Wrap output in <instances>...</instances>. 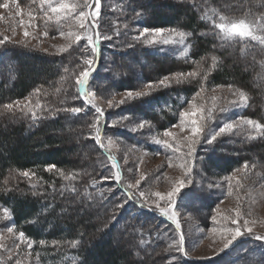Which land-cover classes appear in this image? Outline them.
Masks as SVG:
<instances>
[{
	"label": "trees",
	"instance_id": "16d2710c",
	"mask_svg": "<svg viewBox=\"0 0 264 264\" xmlns=\"http://www.w3.org/2000/svg\"><path fill=\"white\" fill-rule=\"evenodd\" d=\"M164 8L175 13L167 15ZM103 10L106 17L115 19V23L120 24L119 29L123 36H117L118 40H110L109 44L103 42L104 46L101 43L99 61L104 59V51L112 60L100 73V65L96 66L88 85L90 92L94 85L99 84V78L103 74L105 78L115 80L118 84H130L123 87L119 85L122 89L136 88L133 75L132 78L127 75V79L124 76L117 78L118 69L111 68L113 64L117 68L129 67L131 64L127 59H124V63L118 62L128 54L140 57L137 66L140 70V84L147 81L141 68L149 61L148 56L157 64V68L147 75L149 81L173 72L184 73L188 70L180 68L179 64L204 62L200 75L198 72L192 80L156 88L149 95L116 111V114L124 113L136 118L138 122H148L147 129L133 132L116 129L117 134L123 135L135 146L163 155L166 148L155 143L150 133L162 132L178 122L179 113L199 90L202 77L206 74H209L208 81L211 86L230 85L247 91L249 101L246 107L240 109V116L264 123V44L251 37L221 39L220 30L208 19L211 15L218 18H239L248 22L255 21L254 25L259 27L264 22V0H113L101 2V13ZM136 16L140 17L139 20H144L137 21L134 18ZM47 24L51 22L47 21ZM139 24L150 28H174L190 33V53L178 57L166 52L162 44H140L133 39L135 33L129 29V25L139 27ZM99 26L98 30L102 33ZM52 29L58 33L62 30L58 29L57 23L56 29ZM130 44L133 46L129 47ZM231 53L237 59L250 63L251 69L244 71L240 63L236 65L230 60ZM21 54L24 57H19ZM90 55V49L83 53L78 48H73L67 55H48L32 52L30 47L14 42L0 45V210L8 208L9 224L14 221L16 229L35 242L32 251L39 261L42 264H143L139 255L142 251L138 247L155 245L158 247L155 253L161 257L157 260L156 257H149L144 264H170L173 256L179 258L180 264L262 263L264 242L255 240L252 236L239 239L232 248L212 260L181 257V254L164 248V242L163 245L159 241L160 234L155 236L153 233V230L156 232L165 229L166 224L171 225L168 217L158 210L139 207L136 199L125 204L129 189L113 178L117 170L116 162L113 163L115 159L103 151L100 140L96 141L95 137L90 138L87 135V123L95 114V104L86 105L80 96L78 85L75 86L72 79L75 70L84 66L83 60ZM213 57L217 59L215 67L212 63ZM8 62L11 66L6 71ZM58 64L61 66L60 70L56 68ZM192 65L193 63L190 67ZM40 66L43 67L39 68ZM260 72L262 77H259ZM8 76L11 81L7 80ZM252 78H257L256 82ZM65 82L70 86L67 87ZM58 87L65 92L61 89V93H55ZM34 89L43 91L44 108L39 115H45L44 117L36 116L33 119L27 115L30 113L21 114L4 108V105L30 95ZM74 107L83 108L85 111L80 114L63 111ZM52 112H57V115L53 116ZM101 119L105 120L107 116L104 115ZM30 120L36 122V129L28 127ZM149 127H152L151 130ZM241 134L230 138V141L235 142L234 145L221 140L215 142L210 151L206 152L202 148L203 155L208 157L207 160L222 176H229L245 162H250L247 156H233L240 147H247L256 153L260 150L261 153H255L256 159L253 155L251 160L255 159L264 165V136L252 139L251 136L243 137ZM255 135L256 133L253 136ZM83 145H90L93 150V153L92 150L89 151L92 155L89 159L90 168L88 165H80L81 160L74 158L76 153L79 154V147ZM219 145H223V149H231L232 153L228 154L229 157L222 164L219 161L223 159L225 155L222 154L226 151H221ZM48 165H56V170L48 172ZM25 170L34 172L35 177L29 179L22 176L21 173ZM119 171L122 177L120 168ZM65 176L73 178L66 180ZM107 176L111 178V182L110 179L105 180ZM192 194L207 199V204L198 205L187 201L186 198ZM219 196L218 190L197 185L185 189L183 199L191 212L207 216L218 205ZM99 200L105 202L106 208L98 211L100 215L103 214L102 219L94 221L95 216L84 213L82 208L86 204L94 207ZM122 204L123 208L120 207ZM3 224L0 220V226ZM132 230L137 231V235H129ZM75 240H79L80 244L72 247L71 242ZM40 241L45 243L40 245ZM54 241L57 242L55 246Z\"/></svg>",
	"mask_w": 264,
	"mask_h": 264
},
{
	"label": "rangeland",
	"instance_id": "374dc122",
	"mask_svg": "<svg viewBox=\"0 0 264 264\" xmlns=\"http://www.w3.org/2000/svg\"><path fill=\"white\" fill-rule=\"evenodd\" d=\"M6 0H0V5L5 3ZM9 2V7L8 8H3L0 7V16L3 17V19H0V38H3L4 36H9L10 43L14 42L17 43V41L22 42V43H17L19 45L30 47V50L32 52H42L48 55H53V54H60V55H67L70 54L73 48H78L81 52H86L83 48V41L81 42L80 45L73 44L71 48H68V51L66 52H61L60 48L61 47H67L72 41L71 38L68 36H61L58 32H54L52 27L56 29V23L58 25V29H62L61 31H78L79 29L74 23H68L66 21H60L59 23L56 22L55 20L49 21L51 24H49L47 27L48 35L44 36L43 33L46 30L45 29V19L43 17V12L39 8V0H36L35 3H33V0H17V2L20 4V7L23 9L24 15L23 19L28 20V15L27 13L31 9L37 19L33 21V23L36 25L35 27L28 26V31L31 33L28 37H25L24 31H25V26L20 25L18 23L19 19L21 18L19 15H17V10L15 8V4L12 3V0H8ZM82 3L83 0H80ZM101 2H113V0H103ZM167 15H173V10H169L164 8L163 9ZM147 18L146 20L149 19L148 12H147ZM224 17V16H223ZM227 18L228 21H238V19L232 18V17H225ZM143 19H137V21H142ZM209 20L212 21L213 25L216 26L221 22L220 18L217 16L211 15ZM115 19H109V17L105 16V11L101 13V16L98 19V25L101 28V36H110L111 39L101 41L102 45L104 46L105 42L106 44H109V41H115V39L118 40V37H122L123 35L121 34L122 30L119 29L120 24L115 23ZM248 22V21H246ZM130 23V22H129ZM131 24V23H130ZM52 25V27H51ZM261 25H264V22H262ZM128 27V25H127ZM129 29H132V31L135 33V37L139 36L140 31L145 27L139 24V27H133L132 25H129ZM253 27L256 28L255 35H260L264 36V27L260 28L255 25ZM14 29V31H13ZM126 29V28H124ZM165 29H170V28H165ZM177 30V29H176ZM180 31V30H177ZM54 32V33H53ZM119 33L117 35L116 33ZM118 36V37H117ZM119 37V38H120ZM178 39V38H177ZM190 41L188 40V37L185 39L183 43H171V44H162L165 47V51L181 57L188 55L191 50L190 46ZM143 45H149L146 41L144 43H141ZM151 45H156V44H151ZM190 46L187 48V53L185 55H182V53L185 52V47ZM45 49L47 51H45ZM88 51V50H87ZM104 51V59L99 61V73L102 71V68L104 66H109V62L112 60L108 55H106ZM106 55V56H105ZM19 57H24L22 54L19 55ZM230 60H233V62L236 65H239L242 67L244 71H248L251 69L250 63L237 59V56L235 54H230L229 55ZM139 55H134V54H128L125 58H121L120 61L124 63V59L130 62V66L123 69V68H117L115 64L112 65L111 68L115 69L118 71L117 78L124 76L125 79H127V75L131 77L133 75L134 80H136V88H128V89H122L120 88L123 87V85H130L127 82H120L118 84L115 80H109L108 77L105 78V75H101L98 81V85H94V88H91V92L95 94L94 96V104L95 107H99L104 110V115L107 116V119L103 120L101 119L104 118V115L100 117V123L98 127L100 128V143L102 146V149L105 153H109L111 157L115 159L116 164L120 168L121 172L123 173L121 182L123 185L128 186L135 184L137 180L140 179L141 175L145 177L144 180H141L139 189L145 191L146 195L149 193H154L156 191L164 192L167 193L174 187V184L176 181L185 178V169L181 168L180 165L183 163V160L181 159V155L184 151V149H181V153H173L169 149L166 148L165 153L163 155L160 154H154L151 151L142 149L138 146H135L133 143L130 142L129 139H126L123 137V135L117 134L116 129L121 131V130H126V131H132L131 129L137 128V125L140 123L134 119V117L126 115V114H116V111L121 110L124 106L128 105L129 103L133 102L128 101L127 103L120 105L119 107L116 108H110L108 105V100L113 99L115 97L116 101H119L120 99L124 98L126 92L128 90H132L133 92L136 91H149L147 88V85L152 82V83H157L160 79H163L164 77H169L170 79L175 77L178 73H170L168 75H165L163 77H159L156 79H149L147 78V75L151 74L154 69L157 68V64L153 63L151 56H148L149 61L147 63H144V65L141 68V71L143 72V77L147 79L146 82H142V84L139 83V74L138 71L139 67L138 62L139 60ZM241 60V61H240ZM68 62V61H67ZM66 62V63H67ZM193 63V65L190 67V65ZM83 64V62H82ZM204 62H191L190 64L187 63H182L179 64L180 68L188 69L185 70L184 74L186 75L189 72H195L200 75V70L203 67ZM11 64L8 62L6 64V71L9 69ZM18 66V64H17ZM97 66V65H96ZM216 66V65H215ZM43 66H40L39 68H42ZM65 71L67 70L66 66ZM85 67H79L75 70V73L72 77L73 83H75L76 86V81L75 77L78 75L79 71H82L83 68ZM190 67V68H189ZM194 67V68H193ZM264 68V66H262ZM19 68V66H18ZM58 70L61 69L60 64L56 66ZM109 68V67H107ZM105 69H103V72ZM262 72V71H261ZM261 72L259 74V77L261 76ZM117 73V72H116ZM208 75L206 76L203 75V80L201 82V87H203V92L201 93V97H198L195 99V103L199 105H203L205 111L203 113V116L207 120V124L205 126V131H209L210 129H218L220 126L221 122H227L231 120H238L240 116V109L243 106L240 107H233L229 102L238 100V97L235 96L233 93L237 91H244L248 97L249 93L245 91L242 88L231 86V90H229L230 85H216V86H211L209 81H208ZM9 77V76H8ZM136 77V79H135ZM205 77H207L205 79ZM10 78V77H9ZM7 79L8 81H11L12 79ZM132 78V77H131ZM195 78V76H192L190 78H186L184 82L187 80H192ZM257 78H252V81L256 82ZM64 81V80H63ZM66 83V82H65ZM171 84H174L171 83ZM120 85V86H119ZM66 86L69 87L70 84L66 83ZM74 86V87H75ZM73 87V90H75ZM59 89H55V93H61V89L63 92L65 90L63 88L58 87ZM72 88V87H71ZM163 87H157V89H160ZM156 89V88H155ZM37 89H34L33 92L26 96L23 99H20L22 103H27L29 100H31V104L33 106V111L36 113V116H39L40 118L44 116H40L39 112L43 111L41 109L44 108L43 106V100L45 97L43 96V91H39V93L36 92ZM154 90V89H153ZM194 96V95H193ZM218 97L219 99L216 101L217 108L211 112V118L209 119V110L213 108V97ZM44 97V98H43ZM17 101V100H16ZM249 101V99H248ZM39 103L40 108H36L35 105ZM193 103V99L185 106L184 109L191 110V106ZM248 103V102H247ZM226 107L228 109L227 112L221 113L219 111V107ZM153 107V106H151ZM183 109V110H184ZM182 110V111H183ZM17 113H23L27 112L21 111L20 109H15L14 110ZM181 111V112H182ZM30 113V112H27ZM32 117V113L27 114ZM98 113H96L93 116L92 119H90L87 123V129L89 132H87V135L90 136V138H94L96 136V129L93 127L94 124H96V117ZM127 116L128 119H122V117ZM245 118H249L247 116H244ZM46 119V117H45ZM255 120V119H254ZM113 122H117L115 126H109ZM8 124V123H7ZM35 121L29 122L28 127L30 129H36L38 126L35 125ZM179 124V120L175 125ZM151 126L153 128H156L153 123H151ZM152 127H149L151 130ZM172 129L174 133H176V138L179 140L181 143H184V137L189 135V128L185 126L183 129L181 127H169ZM147 129V126L145 128ZM143 129H137L138 130H143ZM168 129V128H167ZM166 129V130H167ZM162 132H152L151 134V139H157V138H163ZM133 132V131H132ZM242 133V134H241ZM243 135V137H250L255 134L254 131L249 126H244L242 128L236 129L233 131V133L225 135L221 138H219L216 142L223 141L226 144H232L234 145V141H230V138H234L233 136L235 135ZM112 141L110 144L109 141ZM231 147V146H230ZM223 145H219V149L221 151H226L222 155L223 159L220 160L219 162L222 164V161H226L227 158L229 157L228 154L231 152L230 150L223 149ZM92 150V147L90 145H83L79 147V154L76 153L77 156H74L75 159L81 160L80 165H88V167L91 165L89 164V159L92 157L91 153L89 151ZM202 147L197 149L196 156L197 157H204V162L200 163L199 160L193 159V171H192V184L189 185L185 189H189L191 187L195 186H203L205 189L209 188V184H219L220 187H211L212 189H216L219 191V203L218 205L212 209L207 216H202L198 214H195L189 210L186 201L183 199V194L184 190H182L180 196L177 198V204L175 206L174 211L177 213L176 220L169 219L171 222L170 224H166L165 229L157 230L156 232L153 230V233L155 236L160 234L159 241L161 240V244H165L164 248L169 249L170 251L174 252L177 254L178 252L175 251V248H169L170 244H173L175 240L178 239L179 235L183 233L184 235V247L185 250L188 252V258L192 260H198L201 259V257H216L217 253H219V250L223 247V244L225 243V239L228 238L227 233L224 234L225 239L220 238V230L227 228V227H232V225L227 221L221 218V216L216 214V208H220L221 213L224 216H227L230 214V210L236 208L237 206H240L242 209V212L244 215L242 216L241 219V225H243V220L247 219L250 221L249 226L253 228V232L255 235H264V165H261L258 163L257 160H255V151L248 149L247 147L245 148H238L233 153V156H247L250 162L248 163L249 168L247 172V176H245V172L243 169V166L240 169V171H234L235 174L241 178V185L242 186H234L232 189V195L227 194V182L224 180L225 175H221L219 173V170L215 168L212 164H210L208 157L206 158L205 155H203L202 152ZM93 153V150H92ZM257 153H261L260 150L257 151ZM256 153V154H257ZM232 154V153H230ZM254 155V156H253ZM102 156V155H101ZM253 161L251 158L253 157ZM261 156V155H260ZM78 157V158H77ZM212 160H218L217 158H211ZM171 160V163L169 161ZM217 162V166L219 164ZM255 164L256 167L253 168L252 165ZM216 166V167H217ZM89 167V168H90ZM203 172V175H199L198 172L201 171ZM233 174V173H232ZM230 174V175H232ZM106 178V177H105ZM107 179L111 182V178L107 176ZM105 179V180H107ZM235 184V182H233ZM119 186V183H118ZM132 191H137V189H132ZM239 197V200L237 199ZM154 199V197H151L149 199V203H151V200ZM187 201L197 203L198 205H206L207 204V199L200 197L198 198L195 194L189 195L186 198ZM71 204V202H70ZM161 207L166 206L164 201L160 202ZM89 205V204H88ZM83 205L84 213H91L94 217V221H99L100 218L102 219V215L98 213V211L103 210L106 208V204L104 201L99 200L98 204L94 207ZM200 211V210H199ZM212 215H217V220L215 222L212 221L211 217ZM0 220L4 222L2 226H0V244L4 245L3 248H0V264H15L16 260L19 259L21 261V264H42L38 257L33 253V248L29 250L26 246L25 243H23L19 239V231L16 229L14 226V231L12 233L7 232V227L13 226V224H9L8 222V216H5L4 211L0 210ZM178 221V224H177ZM123 224V223H122ZM216 228L217 232L213 233L212 229ZM243 230V229H242ZM135 234L137 235V231L133 232V230L130 232L129 235ZM167 236V237H166ZM248 235H245L246 237ZM118 237V236H117ZM161 238V239H160ZM28 239V238H26ZM170 241V242H169ZM163 244V245H164ZM236 244V243H235ZM234 244V245H235ZM19 245V247H17ZM157 246L155 245H149L148 247H143V245H140L138 249L142 251L141 254H139L140 260L144 262L150 257L155 259H159L161 256L160 254L155 253L157 250ZM161 249V248H160ZM259 253V252H258ZM180 254V253H178ZM221 254V253H220ZM262 260V259H261ZM263 262H259L257 264H263Z\"/></svg>",
	"mask_w": 264,
	"mask_h": 264
},
{
	"label": "snow or ice",
	"instance_id": "6c2138e0",
	"mask_svg": "<svg viewBox=\"0 0 264 264\" xmlns=\"http://www.w3.org/2000/svg\"><path fill=\"white\" fill-rule=\"evenodd\" d=\"M36 0H33L35 3ZM12 3L15 4V8L17 10V15L21 18L19 19L18 23L20 25L25 26L24 35L28 37L31 33L28 31V26L35 27L36 25L33 23L35 19H37L35 13L30 9L27 13L28 20L23 19V9L20 7V4L17 0H12ZM0 7L8 8L9 2L6 0L5 3L0 5ZM39 8L43 12V17L45 19V31L43 33L44 36L48 35L47 31V21L55 20L56 22L66 21L68 23H74L78 31H60L61 36H68L71 38V43L67 47H61V52L68 51V48H71L73 44L80 45L83 41L82 48L87 51L88 49L91 50V55L89 58L83 60V64L85 67L82 71H79L78 75L75 77L76 84L78 85V91L82 100L86 103V105H93L94 104V96L95 94L88 90V85L90 82V78L92 77L95 66L99 64L100 59V51H101V41L111 39L110 36H101L100 31L98 30V19L101 15V0H83L81 3L80 0H39ZM135 19H139V16L134 17ZM0 19H3L0 16ZM221 22L216 25V27L220 30L221 39H231L233 37H240V38H248L251 37L254 40L259 41L261 44H264V36L254 35L256 28L253 25L256 23L255 21L246 22L244 19H240L238 21H228L227 18L221 16ZM259 27H264V25H258ZM14 31V29H13ZM119 35V33H116ZM191 35L190 33H185L182 31H177L176 29H165V28H150L144 27L139 36L134 37L133 39L144 43L145 41L151 44H171V43H183L185 39ZM178 38V39H177ZM9 36H4L0 38V45H4L6 42L10 41ZM17 43H22L17 41ZM27 46V45H25ZM133 45H129L132 47ZM190 46L185 47V52L182 55L187 53V48ZM45 51H47L45 49ZM213 67H215L217 63V59L215 57L212 58ZM198 73L189 72L186 75L184 73H178L175 77L169 78L164 77L160 79L157 83L150 82L147 85L149 91H136L133 92L132 90H128L124 96V98L120 99L119 101L113 99L108 100V105L110 108H116L120 105L127 103L128 101L136 100L138 98H142L144 96L149 95V93L157 88V87H169L171 83H182L186 78H190L192 76L197 75ZM207 77H205L206 79ZM203 87L197 90L193 96V103L191 106V110L184 109L182 112L179 113V124L173 125V127H181L182 129L187 126L189 128V135L184 137V143H181L176 138V133L172 131L171 128H168L162 133L163 138L154 139V142L157 144L163 145L164 148L169 149L173 153H181V149L183 148L184 151L181 155V159L183 163L180 165L181 168L185 169V178H182L175 182L174 187L167 193L156 191L154 193H149L146 195L145 191L138 190L141 180H144L145 177L141 175L140 179L136 181L135 184L128 186V192L126 193L128 199L125 200V204L133 201V199L138 200V206L141 208H152L153 210H158L162 215L169 217V219L176 220L177 213L174 211L175 206L177 204V198L180 196L182 190L187 188L189 185L192 184V171H193V159H197L200 163L204 162V157H197V149L202 147L206 152L212 149L215 142L228 134L233 133L234 130L242 128L244 126H249L255 133V136H251L250 138L255 139L259 136H264V123H260L258 120L240 117L238 120H231L224 122L222 121L218 129H210L209 131H205V126L207 124L206 118L203 116L205 111L203 105H197L194 101L196 98L201 97V93L203 92ZM229 90H231V86H229ZM39 89L36 90L39 93ZM235 96L238 97V100L230 101L229 103L233 107H240V106H247L248 102V95L244 91H237L233 93ZM213 108L209 110V119L211 118V112L217 108L216 101L219 99L218 97H213ZM36 108H40V104L37 103L35 105ZM4 108L8 111H14L15 109H20L22 112L27 111L32 113L33 119H36V113L33 111V106L31 104V100L27 103H22L21 101L17 100L13 103H8L4 105ZM59 110H57L58 112ZM63 111L70 112L73 114H80L85 109L80 107L74 108H66ZM96 113H98L96 117V124L93 125L96 129V136L95 140H100V128L98 127L100 123V117L104 115V110L96 107ZM219 111L221 113H225L228 111L226 107H219ZM57 112H52V115H57ZM122 119H128L127 116L122 117ZM117 122H113L109 126H115ZM148 124L147 121H141L137 128L131 129L132 131H137V129H143ZM109 143L111 144L112 141L110 140ZM115 164V161H113ZM171 163V160L169 161ZM253 168L256 167L255 164L252 165ZM249 165L247 162L243 165V169L245 172V176H247ZM116 171L114 173L115 181L119 182L121 180V173L119 171L118 165L116 166ZM46 170L48 172H53L56 170V165H48ZM236 171H240L237 169ZM62 176L64 175L62 172L60 173ZM199 175H203L202 170L198 172ZM22 176L32 179L35 177V173L25 170L21 173ZM66 180L72 179L73 177L65 176ZM107 179V177L105 178ZM224 180L227 182V194L232 195V189L234 186H242L241 185V178L238 177L235 172L232 175L225 176ZM235 182V184H233ZM209 188L215 186L220 187L219 184L213 185L209 184ZM132 189H137V191H132ZM154 197L149 203V199ZM239 200V197H237ZM164 201V207H161L160 202ZM121 208L124 205H120ZM216 214L221 216L222 219L227 220L232 227H227L220 230V238L225 239L224 234L227 233L228 238L225 239V243L223 247L219 250V253L216 255L219 256L220 253L226 252L228 249L232 248V246L245 235L252 236L255 240L264 242V235H255L253 232V228L249 226L250 221L247 219L243 220V225H241V219L244 213L240 206H237L234 209L230 210V214L224 216L221 213L220 208H216ZM5 216L10 215L8 208H4ZM217 215H212L211 219L213 222L217 220ZM13 226L7 227V232L12 233L14 231V221L11 222ZM178 224V221H177ZM243 229V230H242ZM213 233L217 232L216 228L212 229ZM19 239L26 244L27 248L31 250L34 245V241L31 239H26L25 233H19ZM184 235L181 233L177 240L174 241L173 244L169 245V248H175V251L181 254V257L188 256V252L185 250L184 247ZM45 242L40 241L39 244L43 245ZM54 246L57 245V242H53ZM80 244L79 240H75L71 242L72 247H77ZM4 245L0 244V248H3ZM19 247V245H17ZM243 251V249H241ZM204 260H212L213 257H201ZM172 262L174 264H180L179 258L173 256ZM170 262V264H172ZM15 264H21L19 259L16 260Z\"/></svg>",
	"mask_w": 264,
	"mask_h": 264
}]
</instances>
